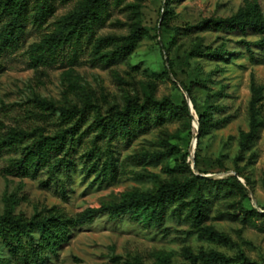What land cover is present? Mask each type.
<instances>
[{
	"label": "rangeland",
	"instance_id": "1",
	"mask_svg": "<svg viewBox=\"0 0 264 264\" xmlns=\"http://www.w3.org/2000/svg\"><path fill=\"white\" fill-rule=\"evenodd\" d=\"M80 1L51 0L53 11L33 21L35 0H30L23 37L0 53V136L11 130L24 133L17 145L0 150V215L11 209L30 218L55 209L74 218L87 208L118 203L134 192H153L160 183L183 176L181 155L189 153L197 130L180 108L176 113L163 109L160 120L151 110L149 128L138 131L128 144L120 137L112 139L113 166L108 142L97 134L93 121L96 110L105 116L114 114L126 104L143 102L148 92L155 100L167 97L180 107L186 100L185 86L200 112L210 113L214 120L227 118L196 141L197 167L192 168L187 157L190 169L215 175L212 179L238 171L248 183L250 194L214 188L208 193L209 212L201 226L226 234L229 240L199 237L188 216V203L178 211L174 202L159 222L140 208L127 210L117 219L97 213L84 224L69 225L66 238L44 264L135 260L158 264L163 259L170 264H264V218L257 219L249 211H264V89L258 105L263 123L259 137L245 151L238 143L239 134L249 128L251 78L264 87V48L254 44L263 33L255 27L244 32L186 29L240 11L249 17L259 11L264 19V0H123L117 7L110 6L95 36H125L138 20L143 34L126 57L103 65L84 36L61 41L54 52L37 55L36 45L59 28ZM136 2L139 15L134 18L131 4ZM165 5L169 13L161 25ZM244 41L250 42L253 57ZM195 46L200 52L191 55ZM213 51L217 55H211ZM83 107L72 144L57 155L64 156L63 165L52 167L50 162L20 175L9 171L34 140L73 125L62 120L61 109ZM176 164L181 165L180 171L172 169ZM210 251L223 253L230 261L209 263L198 258ZM0 264H19L2 244Z\"/></svg>",
	"mask_w": 264,
	"mask_h": 264
},
{
	"label": "trees",
	"instance_id": "2",
	"mask_svg": "<svg viewBox=\"0 0 264 264\" xmlns=\"http://www.w3.org/2000/svg\"><path fill=\"white\" fill-rule=\"evenodd\" d=\"M123 0H81L74 11L68 14L61 26L52 32L48 37L36 45L39 50L37 55L42 52H54L61 41L68 39L86 37L92 43V55L96 57L103 65L116 63L118 60L129 55L135 48L138 40L143 34L142 27L138 20L132 22V29L125 36L104 35L95 36L96 29L99 28L107 19L110 13V6H119ZM30 0H0V53L6 51L10 46L15 45L23 37V27L28 19ZM133 17L139 15V4H131ZM33 21H40L53 11L51 0H35L32 5ZM254 10H257L255 7ZM168 6L165 5L164 16L161 25L165 24L166 15H168ZM3 17V18H2ZM248 27H255L263 36L254 44L264 48V19H261L259 11H254L249 17L248 14L241 11L227 18H208L200 21L192 28L197 30H239L244 32ZM179 28H176L178 30ZM246 50L250 57H253L251 44L244 41ZM200 49L194 47L191 55L198 54ZM211 55H217L214 51ZM174 75V73H172ZM190 97L193 109L196 112L198 120L199 137L207 134L210 129L227 121V118L212 119L210 113L200 112L195 104V100L190 90L183 87ZM264 87L256 84L251 78L249 102V128L239 134L238 143L242 151L258 139L262 121L258 118V105L263 99ZM168 108L170 113H176L179 109L188 116L191 121L186 100L182 101L179 107L164 97L162 100H155L148 92L143 102H134L126 104L124 108L118 109L114 114L108 116L102 115L96 110L94 117V126L97 134L106 138L108 145V158L110 166H113L115 150L110 147L112 139L120 137L128 144L132 137L138 131H144L149 128L151 119L150 111L156 120L162 118L163 109ZM85 113V107L82 109H61L60 116L64 122L73 121V125L59 131L53 136H42L34 140L30 146L17 158L9 171L14 175L24 173L28 168L38 169L52 162V167H60L64 163V156L57 157L66 147H69L74 139V134L80 126L82 117ZM190 124V123H189ZM24 135L20 131H8L0 136V150L10 146L17 145ZM146 156H154V153H144ZM182 165L186 172L181 177H174L168 182H162L153 192H134L129 197L118 203L102 205L99 208H87L76 217H67L63 212L55 209H49L45 214L37 213L30 218L22 214H15L11 209H6L0 215V244L6 247L10 254L15 256L19 264H44L49 253H54L55 248L63 239L66 238L69 225L84 224L91 220L97 213L107 214L111 219H117L127 210H138L140 208L157 222L163 219L167 207L176 202L178 211L188 203V216L191 224L199 230V237L221 242H227L229 237L226 234L215 231L209 226L202 227L201 223L207 218L209 212L210 198L208 193L219 189L226 193L235 190L245 194L246 188L238 180L240 173L228 175L220 179L207 178L192 172L187 162L188 154L181 155ZM194 165L197 167L196 154L194 156ZM181 165L176 164L173 170L180 171ZM247 186L248 183L245 182ZM248 187V186H247ZM250 214L257 219L264 218V211L256 209L249 210ZM36 232V236L34 233ZM26 240L23 241V238ZM197 257V256H192ZM199 259L209 263L229 262L230 258L218 251L208 253L201 252ZM126 264H142L139 261L127 262ZM158 264H170L168 260L163 259Z\"/></svg>",
	"mask_w": 264,
	"mask_h": 264
},
{
	"label": "water",
	"instance_id": "3",
	"mask_svg": "<svg viewBox=\"0 0 264 264\" xmlns=\"http://www.w3.org/2000/svg\"><path fill=\"white\" fill-rule=\"evenodd\" d=\"M182 90H183V92H184V94H185V99H186V102H187V105H188L189 114H190L191 117H192L193 125L196 127V130H197V132H196V134H195V137L193 138V140H192V142H191V144H190V149H189V153H188V157H189V159H190L191 162H192V168H194V169L196 170V167H195V165H194V160H193V158H194V155H193V149L195 148L196 141H197V134H198V120H197V115H196V114H193L194 109H193V105H192V102H191V100H190L189 95L187 94L186 90H185L183 87H182ZM194 122H195V124H194ZM197 174H198V175H201V176H204V177H207V178H211V179H212V178H215V175H211V174H200V173H198V172H197ZM229 175H235V176H237L236 172H234V171L230 172ZM238 180L243 184V186L246 188V190H247V191L249 192V194H250V190H249L248 187L245 185L244 181H243L240 177H238Z\"/></svg>",
	"mask_w": 264,
	"mask_h": 264
}]
</instances>
